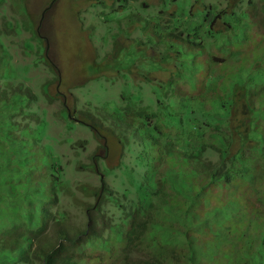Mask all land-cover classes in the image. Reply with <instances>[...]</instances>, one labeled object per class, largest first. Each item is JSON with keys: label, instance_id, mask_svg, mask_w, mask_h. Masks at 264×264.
Wrapping results in <instances>:
<instances>
[{"label": "trees", "instance_id": "16d2710c", "mask_svg": "<svg viewBox=\"0 0 264 264\" xmlns=\"http://www.w3.org/2000/svg\"><path fill=\"white\" fill-rule=\"evenodd\" d=\"M7 1L11 14L2 30L30 31L28 51L52 77L38 94L26 86L38 61L14 65L0 35V222L7 218L0 223V264H264V41L253 37L264 34V0H227L224 7L143 0L141 12L148 13L133 14L137 20L130 14L138 0H108L112 26L136 22L138 36L123 28L122 41L139 51H116V40L104 54V80L115 85L119 74L124 83L110 100L104 89L101 112L79 109L68 90L69 105L61 88L52 43L41 32L56 0L37 21L28 0ZM88 1L85 11L105 12V0L81 3ZM115 34L108 36L113 43ZM121 65L126 74L114 71ZM39 96L61 100L66 132L85 128L97 140L86 159L78 156L87 138L47 135V119L34 110ZM107 137L121 149L114 167L105 161ZM53 140L69 144L71 163L87 180L67 178ZM117 167L121 172L110 174ZM63 194L78 215L61 202ZM108 203L125 216L108 215ZM170 234L180 243L170 246Z\"/></svg>", "mask_w": 264, "mask_h": 264}, {"label": "rangeland", "instance_id": "374dc122", "mask_svg": "<svg viewBox=\"0 0 264 264\" xmlns=\"http://www.w3.org/2000/svg\"><path fill=\"white\" fill-rule=\"evenodd\" d=\"M80 1V2H79ZM84 0H56L55 4H53L50 8V12L45 18L41 32L46 36L47 39L52 43V51L51 56L54 61L57 62L59 69L63 78V85L61 86L64 89L69 105L72 104V96L71 94L77 97L78 99V107L81 110L86 109H96L97 111L101 110V106L104 103L101 97H104L106 91L104 90L108 87V99L110 100L112 97L111 91L118 90L120 91L122 78L119 74V77L115 78V85H108V78L104 80L102 71L104 68H107L108 65H105V60L103 57L104 54L108 51H111V46H114L115 41L121 46L116 51H139L135 47L134 42H130L125 45L122 41L126 36L123 28L128 29V33L130 36H138V31L136 30V22L135 24H121L122 30L118 27L115 28L116 23L112 26V20L115 18L114 13L112 12V6L108 5V0H105L104 4H100V7L105 10L104 13L100 16H96L97 10L94 11H85L87 9L90 1L86 2L84 5L81 3ZM101 1V0H100ZM141 1L138 0L136 3V7H131L133 9V14L136 15H146L148 12H141ZM149 3H152L155 0H147ZM227 0H206L207 3H212L217 5L218 7H224L226 5ZM79 2V4H78ZM103 2V1H102ZM51 3V0H28L29 11L35 17L36 21L38 20V16L44 7L48 6ZM81 3V4H80ZM78 4V5H77ZM116 4L119 5L121 2L119 0L116 1ZM109 6V7H108ZM139 6V7H138ZM127 11V10H124ZM11 14V5L10 2L4 0V2L0 3V35L4 42L7 43L9 47L10 54L13 56V64H23V63H31L35 64L34 61L37 60V66H30L29 71L27 72L24 84L26 86H30L33 91L38 94L39 85L44 82L46 79L51 78L52 74L46 70V67L42 65V62L38 60V54L36 52L28 51L27 44L29 41L27 38L30 36V31L22 30L14 36H10L11 34H6L5 31L2 30L4 24L1 25V20L5 15ZM117 17L120 18L122 14H118L116 12ZM38 15V16H37ZM7 16V17H8ZM138 17V16H137ZM136 16L132 17V20H137ZM108 19V21H106ZM110 21V22H109ZM139 25V22H138ZM95 29V30H94ZM114 32H119L118 35L115 34V40L113 43L114 37H108L110 35L114 36ZM109 33V35H108ZM121 34V35H120ZM261 34H263L261 32ZM122 35H124L122 37ZM264 35V34H263ZM260 34H254L253 37L257 39L263 38L264 36ZM128 40V39H127ZM127 40L125 42H127ZM32 44L35 45V42L31 40ZM108 50V51H107ZM23 51H26L24 53ZM33 51V50H32ZM149 53H153V49H147ZM260 51H254V56L258 55ZM106 59V58H105ZM123 70H119L120 68ZM119 70L121 75L126 74L127 70L124 65L115 66V70ZM51 74V75H50ZM108 74V73H107ZM111 72L108 74V76ZM115 75V74H114ZM130 76V75H129ZM157 77L163 79L166 78V74H157ZM22 78V77H21ZM106 78V77H105ZM127 83L129 82V78L125 79ZM54 86H50V92L54 93ZM118 88V89H117ZM70 91V93L68 92ZM38 102L34 107V110L37 112L40 111L44 115V117L48 121L47 126V135H52L56 139L62 138L60 136H70L74 140L78 139H88V144L86 148L81 150L79 154V158H85L89 152H92L95 147H97V140H94L90 131L85 128H78L75 126L74 131L69 133L65 131L64 120L59 115V110L61 108V100L54 99L49 101L44 99L43 96H39ZM112 107L111 102H108L107 108ZM96 112V111H92ZM101 112V111H100ZM78 117V116H77ZM81 117V116H80ZM239 118V116L237 117ZM93 134V133H92ZM49 137L45 138L44 141H47ZM109 138V139H108ZM51 139V138H49ZM109 152L106 158V164L109 167H114L118 164L119 161V153L121 151L120 145L116 142L114 138L107 137ZM250 142V141H249ZM53 143L57 149L59 154L60 162L65 163L67 168L66 176L73 182L87 180L89 178L87 175L78 174L75 171V166L73 165L72 158L75 155L74 151L70 149V146L67 142H55ZM251 143V142H250ZM86 159V158H85ZM121 171L117 168L111 169L110 174L120 173ZM112 179V175L108 176V181L110 182ZM111 183V182H110ZM113 183V182H112ZM111 183V184H112ZM127 190L130 195H134V189L127 183ZM6 185H0V191L5 193ZM61 202L64 203L67 208H69L72 213L79 214L77 209H74L69 200V197L65 194L60 196ZM108 215L113 216L115 219L119 217L125 216V214L121 213L115 205H110L108 203ZM80 216V215H79ZM211 218H217L215 216H210ZM218 218H225L224 215H219ZM7 218L5 217L0 223L6 222ZM164 231L161 233V237H163ZM174 234V233H172ZM169 235V245L176 246L180 243V236ZM105 236L107 233L105 232ZM164 238V237H163ZM165 241H167L165 239Z\"/></svg>", "mask_w": 264, "mask_h": 264}]
</instances>
